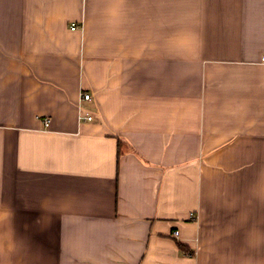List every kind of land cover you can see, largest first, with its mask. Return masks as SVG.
<instances>
[{
    "label": "crops",
    "instance_id": "1",
    "mask_svg": "<svg viewBox=\"0 0 264 264\" xmlns=\"http://www.w3.org/2000/svg\"><path fill=\"white\" fill-rule=\"evenodd\" d=\"M263 56L264 0H0V264H264Z\"/></svg>",
    "mask_w": 264,
    "mask_h": 264
},
{
    "label": "built area",
    "instance_id": "2",
    "mask_svg": "<svg viewBox=\"0 0 264 264\" xmlns=\"http://www.w3.org/2000/svg\"><path fill=\"white\" fill-rule=\"evenodd\" d=\"M76 27H78V24L76 22H73L72 23V28H76ZM263 59H264V56H263ZM82 96H83L84 99L91 100L90 93L84 92L82 94ZM84 119H86V120H92L93 119V116L92 115H87V116H84ZM44 124H45V126H48L50 124V119H45L44 120ZM174 234L175 235H179V230H175L174 231Z\"/></svg>",
    "mask_w": 264,
    "mask_h": 264
}]
</instances>
